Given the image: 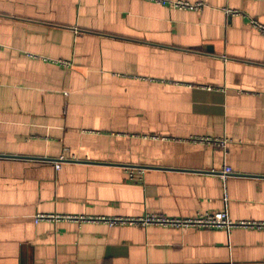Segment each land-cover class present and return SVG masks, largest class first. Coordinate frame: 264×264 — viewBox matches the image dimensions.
<instances>
[{
	"label": "crops",
	"instance_id": "crops-1",
	"mask_svg": "<svg viewBox=\"0 0 264 264\" xmlns=\"http://www.w3.org/2000/svg\"><path fill=\"white\" fill-rule=\"evenodd\" d=\"M253 19L264 0H0V264H264V229L35 222L264 221Z\"/></svg>",
	"mask_w": 264,
	"mask_h": 264
},
{
	"label": "built area",
	"instance_id": "built-area-1",
	"mask_svg": "<svg viewBox=\"0 0 264 264\" xmlns=\"http://www.w3.org/2000/svg\"><path fill=\"white\" fill-rule=\"evenodd\" d=\"M175 7L182 9H191L198 10L202 8V3H187L184 1H177L173 3ZM252 25L258 29L264 36V24L260 23L257 20L251 21ZM66 64L68 62L65 61ZM199 142H220L225 145L226 140L222 139H212L210 137H199L195 138ZM57 167H61V164L58 163ZM129 177L133 181H140L143 177V170L131 167L129 169ZM233 173V169L225 165L221 177L226 179L230 174ZM70 219L77 221L91 220V221H102L110 225H140V226H150V225H159L164 227H176V228H206V229H232L235 227H245V228H257L264 229V221H249L241 220L234 221L232 220L226 211L218 212H206L201 213L193 217H170L160 214H147L139 217H129V216H116V217H86V216H72V215H54V214H38L35 217V222L42 220H62Z\"/></svg>",
	"mask_w": 264,
	"mask_h": 264
}]
</instances>
